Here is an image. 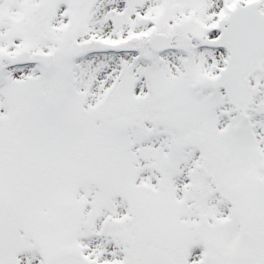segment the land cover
<instances>
[{"label":"snow or ice","instance_id":"1","mask_svg":"<svg viewBox=\"0 0 264 264\" xmlns=\"http://www.w3.org/2000/svg\"><path fill=\"white\" fill-rule=\"evenodd\" d=\"M0 264H264V0H0Z\"/></svg>","mask_w":264,"mask_h":264}]
</instances>
